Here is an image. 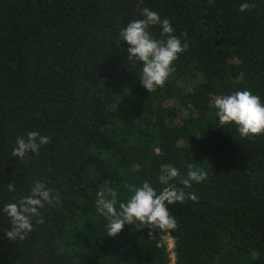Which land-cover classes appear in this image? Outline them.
Masks as SVG:
<instances>
[{
  "label": "trees",
  "instance_id": "obj_1",
  "mask_svg": "<svg viewBox=\"0 0 264 264\" xmlns=\"http://www.w3.org/2000/svg\"><path fill=\"white\" fill-rule=\"evenodd\" d=\"M245 2L255 7L241 12ZM144 8L188 43L152 93L118 35ZM244 89L264 102V0H0V264H167L166 233L137 222L107 235L97 193L117 189L119 210L125 183L159 194L161 170L186 177L188 163L208 176L184 189L198 201L168 205L175 264H264V135L221 126L214 106ZM29 131L51 143L21 160L12 151ZM38 180L60 203L12 241L3 207Z\"/></svg>",
  "mask_w": 264,
  "mask_h": 264
},
{
  "label": "clouds",
  "instance_id": "obj_2",
  "mask_svg": "<svg viewBox=\"0 0 264 264\" xmlns=\"http://www.w3.org/2000/svg\"><path fill=\"white\" fill-rule=\"evenodd\" d=\"M209 4L213 0H208ZM255 4L241 3V12L249 11ZM142 17L128 23L119 31V40L126 41L129 45L127 59L129 62H142L140 83L150 93L158 87L165 86L170 75L175 72L174 62L179 54L185 52L188 43H182L180 38L173 35V26L167 18L161 19L160 15L149 8L142 10ZM161 25V35L165 39H156L150 32V26ZM181 35H186L181 33ZM216 115L221 126L234 124L241 137H254L264 135V102L259 95L252 93L250 89L234 91L231 94L217 96L214 100ZM51 143V137L41 135L37 131H29L27 137L17 136L16 147L12 155L21 160L31 152L39 154L40 148ZM208 173L195 164H187V175L181 176L179 169L171 165L165 166L158 177L159 183L168 185L167 188L157 193V190L148 180L141 186L124 184L131 195L126 202L116 205L119 199L117 189H107L97 193L96 207L101 216L105 218L107 235L115 237L124 228L125 224L133 225L137 222L141 228L158 230L159 234H165L178 227L175 216L169 211L168 205L177 202L183 204L187 200L198 201L195 192H186L193 182H202L207 179ZM178 180L183 188H177L170 181ZM30 194L22 196L17 202L4 205L3 212L10 218L11 227L6 230L7 238L16 241L24 240L33 231V219L36 224H43L44 219L41 209L45 204L56 205L60 203L58 192L47 187L44 181L32 182ZM9 192L15 191L14 184H7ZM151 236V232H150ZM166 238V236H165Z\"/></svg>",
  "mask_w": 264,
  "mask_h": 264
},
{
  "label": "built area",
  "instance_id": "obj_3",
  "mask_svg": "<svg viewBox=\"0 0 264 264\" xmlns=\"http://www.w3.org/2000/svg\"><path fill=\"white\" fill-rule=\"evenodd\" d=\"M166 251L168 254V263L167 264H175L176 256H175V250H174V240L173 238L169 235V233H166Z\"/></svg>",
  "mask_w": 264,
  "mask_h": 264
}]
</instances>
